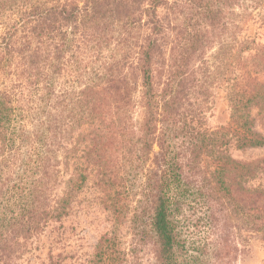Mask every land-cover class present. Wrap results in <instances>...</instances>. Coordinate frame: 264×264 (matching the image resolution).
Segmentation results:
<instances>
[{
    "label": "trees",
    "instance_id": "1",
    "mask_svg": "<svg viewBox=\"0 0 264 264\" xmlns=\"http://www.w3.org/2000/svg\"><path fill=\"white\" fill-rule=\"evenodd\" d=\"M248 8L264 26V0H0V264L91 177L133 237H101L95 264H139L141 244L153 264H232L233 212L264 233V189L243 184L259 163L229 152L264 146L251 117L264 114V43L243 32ZM227 38L243 71L229 126L210 130L208 53Z\"/></svg>",
    "mask_w": 264,
    "mask_h": 264
},
{
    "label": "rangeland",
    "instance_id": "2",
    "mask_svg": "<svg viewBox=\"0 0 264 264\" xmlns=\"http://www.w3.org/2000/svg\"><path fill=\"white\" fill-rule=\"evenodd\" d=\"M258 12L248 8L243 21V32L248 33L250 40L255 36L259 37L254 46H257L258 41L264 43V26L260 25ZM230 43L227 38L220 54V45H216L208 53L215 76L214 95L208 103L206 119V127L210 130L229 126L231 106L228 92L234 76H239L243 71L240 65L232 64ZM248 53L246 51L243 55ZM217 55L220 57L215 58ZM259 60L258 58L257 62ZM139 114L138 110L136 116ZM251 117L254 119L253 129L264 135V114L256 106H252ZM229 152L236 160L259 163L253 177L245 179L243 184L251 189H264V146L239 149L232 144ZM69 174L67 172L62 176L63 182L58 189L60 194L65 189ZM103 196L101 187L93 177L89 178L83 189L73 195L69 213L62 220L51 222L16 264H95L96 248L103 236L116 235L122 245L129 248L133 238L129 219L117 220L102 202ZM232 217L228 225L229 240H233L235 244L237 242V250L232 253V264H264V233L246 228L242 214L233 212ZM195 229L197 240L205 236L202 224L195 226ZM138 250L139 264H153L155 259L148 244H141Z\"/></svg>",
    "mask_w": 264,
    "mask_h": 264
}]
</instances>
